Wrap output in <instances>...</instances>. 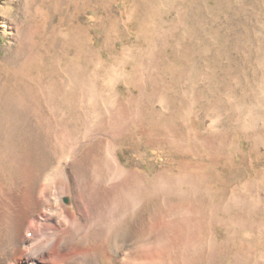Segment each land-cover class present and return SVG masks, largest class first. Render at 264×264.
<instances>
[{
    "label": "rangeland",
    "instance_id": "obj_1",
    "mask_svg": "<svg viewBox=\"0 0 264 264\" xmlns=\"http://www.w3.org/2000/svg\"><path fill=\"white\" fill-rule=\"evenodd\" d=\"M118 176L163 188L115 264L164 263L152 231L189 215L199 264H264V0H0V264H84L55 242Z\"/></svg>",
    "mask_w": 264,
    "mask_h": 264
},
{
    "label": "bare ground",
    "instance_id": "obj_2",
    "mask_svg": "<svg viewBox=\"0 0 264 264\" xmlns=\"http://www.w3.org/2000/svg\"><path fill=\"white\" fill-rule=\"evenodd\" d=\"M93 155L94 161H104L99 150L95 151ZM99 164L100 163H98V165ZM116 178L118 179L120 177L118 176ZM147 178L140 176L123 179L121 177V180L118 179L110 186L107 185L110 177L106 179L102 177L98 178L100 182L98 181L99 184L97 185L99 186L95 192L91 193L92 203H89L91 205L88 206L89 212L87 214V216L91 214L96 222L89 226L92 229L87 228V226L82 222H77L73 225L71 237H63L62 241H58L59 243L55 242L54 246L57 247V251L63 252L62 259L67 262L68 260L71 261L72 259L77 258L76 255L81 256L83 254L86 255V260L84 261L82 259L84 264H115L116 258L112 247V239L114 236L112 234H114L115 231L117 232L120 230L122 231V229H126V227H129V225L136 221L137 218L133 215L134 211L140 214L150 201L155 199L157 200L162 197V189H160L163 188L162 179L160 177L153 179ZM168 186H170V184L166 183L164 187ZM83 203L86 206V202L83 201ZM114 204H116V208H114L115 211L113 210L114 216L112 223L108 226V229L104 232L103 236L100 237V231H98L99 224L96 226L97 220L103 221L105 211L107 212V209L111 208ZM238 205H240L239 202ZM159 206L161 207V204H159ZM160 207L157 209H160ZM81 212L83 214L82 218L86 216L87 211H85V207L82 208ZM54 214L55 216H59V214H56L55 212ZM174 215L176 216V214ZM189 216H185L182 219H179V216L175 218L173 217L175 221L172 219V223L171 221L166 224L161 223L163 227L160 224L152 231L153 235L149 242L154 249L161 251L164 256L162 259L160 257L158 263L164 261V263H161L166 264V262H171V264H199L206 258L207 251L209 250L206 244L207 236L209 234L208 226H206L203 221H198V224H196L189 218ZM64 221L65 220L62 218L61 222L64 223ZM212 246L213 248L211 249L210 256L213 253H218L220 256L223 252V245ZM51 247L52 246L44 247L42 252H48ZM155 254L156 253H154L152 257H154ZM98 258H100L99 261H97ZM237 258H239V255ZM61 262L60 264H63ZM45 264L55 263L47 262Z\"/></svg>",
    "mask_w": 264,
    "mask_h": 264
},
{
    "label": "water",
    "instance_id": "obj_3",
    "mask_svg": "<svg viewBox=\"0 0 264 264\" xmlns=\"http://www.w3.org/2000/svg\"><path fill=\"white\" fill-rule=\"evenodd\" d=\"M64 201L67 203V204H70V197L69 196H66L65 198H64Z\"/></svg>",
    "mask_w": 264,
    "mask_h": 264
}]
</instances>
